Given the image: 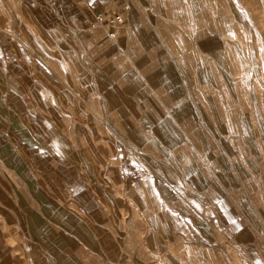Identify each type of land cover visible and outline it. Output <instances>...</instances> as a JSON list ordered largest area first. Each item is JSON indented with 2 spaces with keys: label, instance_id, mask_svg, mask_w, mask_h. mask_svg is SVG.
Returning a JSON list of instances; mask_svg holds the SVG:
<instances>
[{
  "label": "crops",
  "instance_id": "1",
  "mask_svg": "<svg viewBox=\"0 0 264 264\" xmlns=\"http://www.w3.org/2000/svg\"><path fill=\"white\" fill-rule=\"evenodd\" d=\"M201 3L0 0V264H233L255 240L264 98L201 81ZM166 5L194 6L192 35Z\"/></svg>",
  "mask_w": 264,
  "mask_h": 264
},
{
  "label": "rangeland",
  "instance_id": "2",
  "mask_svg": "<svg viewBox=\"0 0 264 264\" xmlns=\"http://www.w3.org/2000/svg\"><path fill=\"white\" fill-rule=\"evenodd\" d=\"M184 1V0H182ZM194 0H190L193 2ZM201 20H202V42L201 50L202 58V74L201 81L210 80H232L234 83L248 85L243 90L234 88V96L238 97L240 93L244 98L262 99L264 98V0H201ZM144 6V5H143ZM194 6L179 5L174 8L173 5H166L164 11L171 19L181 20L187 16L189 25H186L185 31L193 34V13ZM196 14L199 12L198 5ZM162 9L159 7V12ZM139 16H143L144 10H138ZM123 20V16H121ZM173 21V22H174ZM208 31H219L221 41L211 38ZM170 36L180 33L176 23L165 27L164 33ZM174 44L180 45L182 42ZM227 56L224 61L222 56ZM230 56V58H229ZM217 62L218 68L222 70L218 74L211 73V69ZM210 71V72H209ZM227 78V79H226ZM76 82L80 79V75L76 76ZM93 92V91H91ZM97 95V91H94ZM139 92H141L139 90ZM204 92V91H202ZM96 100L98 99L95 97ZM249 107L250 116L248 120H253L255 127H263L264 115L258 112L259 106L253 105ZM139 113L145 115L144 107H141ZM261 109V108H260ZM128 117V116H127ZM252 121H250L251 123ZM133 126L139 125V122H132ZM114 130L116 129L117 138L121 141L124 149L128 150L132 155L138 154L145 161V154L139 152L134 146H141L135 143V139L123 136V122L110 123ZM143 128L145 124L142 123ZM115 126V127H114ZM253 128V127H251ZM143 140V139H142ZM134 145V146H132ZM139 162V161H138ZM140 163H144L141 162ZM249 219L252 221L250 227L259 230L255 233V240L249 243L247 247H227L225 253L232 257L233 264H264V213L253 216V212H248ZM223 254L218 256L210 255L206 264H222Z\"/></svg>",
  "mask_w": 264,
  "mask_h": 264
},
{
  "label": "built area",
  "instance_id": "3",
  "mask_svg": "<svg viewBox=\"0 0 264 264\" xmlns=\"http://www.w3.org/2000/svg\"><path fill=\"white\" fill-rule=\"evenodd\" d=\"M135 156L138 161L144 162V159L141 156H139L138 154H135Z\"/></svg>",
  "mask_w": 264,
  "mask_h": 264
}]
</instances>
